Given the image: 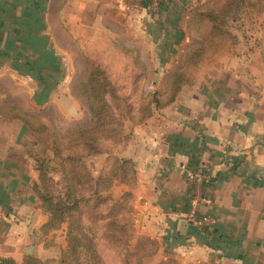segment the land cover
<instances>
[{
  "label": "crops",
  "instance_id": "0c3cea01",
  "mask_svg": "<svg viewBox=\"0 0 264 264\" xmlns=\"http://www.w3.org/2000/svg\"><path fill=\"white\" fill-rule=\"evenodd\" d=\"M50 1L47 7L43 5L42 18L48 32L50 17L57 26L59 54L69 52L64 36L83 51L86 61L98 65L106 59L99 61L92 53L138 52L137 43L147 46L150 36L154 39L160 34L159 48H163L162 15L170 0H158L157 5L153 0H58L52 10ZM13 13L16 9L0 8V41L3 34L15 36L11 45L0 43V82L10 65L20 66L32 81V66L24 68L25 59H13L18 39ZM227 57L218 62L210 59L209 74L182 89L171 117L167 108L148 127L134 126L128 133L134 136L121 149V157L137 165L139 182L131 200L136 237L146 235L159 241L156 263L171 256L180 264H264V68L260 75H247L244 85L237 68L247 66V61L229 62ZM137 59L138 64H146ZM229 65L236 69L230 70ZM16 96L0 84V108L7 99L20 105ZM197 96L198 101L191 100ZM43 104L50 105L47 100ZM19 129L27 128L0 114V255L14 264L24 263V252L34 238L37 256L53 254L52 245L45 247L40 240L48 217L32 189L38 184V173L25 153L28 146L18 144ZM202 172L211 173L212 179L200 188L196 176ZM199 189L204 200L197 203L194 190ZM192 210L197 217L212 216L214 223L198 229L187 224L180 234V217ZM65 229L63 225L43 237L52 240L58 233L64 235Z\"/></svg>",
  "mask_w": 264,
  "mask_h": 264
},
{
  "label": "rangeland",
  "instance_id": "374dc122",
  "mask_svg": "<svg viewBox=\"0 0 264 264\" xmlns=\"http://www.w3.org/2000/svg\"><path fill=\"white\" fill-rule=\"evenodd\" d=\"M2 1L4 3H0V8L17 11L12 14L13 24L18 25L17 54L15 53L13 59L17 62L25 59L21 65L24 68L32 66L33 80L26 79L28 76L20 66L10 65L7 77L0 82L1 86L8 89L12 95H17L19 106H22L24 111L35 113L49 128L52 125L61 131L62 136L67 133L66 130L76 126H89L92 123V115L87 100L84 96H77L80 91L79 78L87 68V57L83 51L76 50L65 36L64 42L69 52L67 56L59 54L58 48L55 47L59 35L57 26L52 23L50 17L46 23V26L51 27L48 32L42 18L43 5L47 7L48 0ZM57 2L58 0H51L48 8L52 10ZM162 20L165 27L162 49L159 48L161 44L158 34L154 39L150 36L147 46H144L143 41L137 43L138 52L124 49L122 52L111 51L108 56L102 53L91 54V57L99 61L106 59L102 65H97L113 83L119 96L114 100L107 97L106 100L113 116L121 124L117 138H114L112 133H99L101 152L83 160L88 172L95 179V194L89 190L86 192V198L90 199L89 206H95V211L84 209L81 218L84 216L85 225L92 229L95 251L101 264H180L171 256L156 263L155 255L161 248L159 241L146 235L136 237L131 200L134 197V188L139 182L137 165L131 159L121 157V149L134 136L133 133L129 135V131L134 126L141 125L145 128L153 124L157 118L163 117L164 114L160 117L159 114L167 108L171 117L172 105L182 89L192 87L201 82L203 75L209 74L210 67L207 62L210 59L218 62L226 55L229 62L236 58L247 61V66L237 68L243 75L244 85H247L244 79L247 75H260L264 68V0H170ZM30 28L33 29L32 38ZM45 32H48V38ZM1 38V45L7 46L12 44L15 36L3 34ZM11 52H14V49H11ZM195 55H199L201 61H194L192 67L186 68L187 59ZM137 56L146 64H138ZM229 66L230 70L236 69L235 65ZM185 68L187 77L184 79L190 77L191 81L170 100L166 91L171 79ZM199 99V96L191 98L197 101ZM46 100L50 105L43 104ZM59 106L64 111L59 109ZM145 132L147 135L151 133L148 129ZM17 140L19 145L25 148L28 146L25 153L32 160L33 168L36 166L34 158L43 159L54 168L51 170L53 172L49 173L57 183L55 188L62 187L60 161L52 154L49 136L19 129ZM29 140L31 145H27ZM33 146L35 148H32ZM29 154H32V157ZM120 158L129 163L124 167L117 166ZM35 171L37 172L36 169ZM197 192L194 190V196ZM92 212H95V215ZM87 217L94 218H90L88 223ZM63 225L66 226L65 234L58 233L52 240L43 237L51 231L46 234L42 231L41 243L43 242L45 247L52 245V256L46 257V252L37 256L35 248L38 242L34 238V254L26 255L29 259L25 264L30 261L59 264V257L67 248V224L61 226ZM55 239H58V242H55ZM167 239L170 240L169 237ZM32 242L33 240L30 241L29 247L33 246ZM85 259L87 260L83 256L81 264H86Z\"/></svg>",
  "mask_w": 264,
  "mask_h": 264
},
{
  "label": "trees",
  "instance_id": "16d2710c",
  "mask_svg": "<svg viewBox=\"0 0 264 264\" xmlns=\"http://www.w3.org/2000/svg\"><path fill=\"white\" fill-rule=\"evenodd\" d=\"M198 57L199 55H195L187 59L186 68L192 67L194 61L199 63L201 59L199 60ZM186 68L177 72L171 79L166 91L170 100L181 91L182 87L190 83V77L187 80L184 79L187 77ZM79 80L80 91L77 96L86 98L92 115V123L87 127L76 126L66 130L67 133L62 136L61 131L56 130L52 125L49 128L38 115L24 111L16 101L9 99L4 100L0 114L5 119L21 122L32 133L48 135L51 140L52 154L60 161L59 173L63 182L62 187L55 188L57 183L50 175L54 168L40 158L37 160L34 158L39 183L32 187L42 212L48 217L47 223L42 227L43 233L58 230L62 224H67V248L64 252L62 251L59 264H81L83 256L87 258L86 264H95V262L101 264L95 251L92 229L85 225L84 216L81 218L84 209L95 211V206L90 207V199L86 198L87 190L95 194V179L88 172L83 160L85 157L101 152L99 133H112L114 138L119 136L121 124L113 116L112 109L106 100L107 97L114 100L119 96L113 83L93 61H87V68ZM127 163L129 162L120 158L117 166L124 167ZM92 213L95 215V212ZM90 218L87 217L88 223ZM27 259L29 257H25L24 264ZM6 263L14 264L12 260L3 259L1 262V264ZM27 264L40 263L30 261Z\"/></svg>",
  "mask_w": 264,
  "mask_h": 264
},
{
  "label": "built area",
  "instance_id": "2783aa9c",
  "mask_svg": "<svg viewBox=\"0 0 264 264\" xmlns=\"http://www.w3.org/2000/svg\"><path fill=\"white\" fill-rule=\"evenodd\" d=\"M158 3V0H153V4L154 5H157ZM196 179H197V184H199L200 188H202V185L203 184H208L211 182V179H212V174L209 173V172H202V173H199L197 176H196ZM196 199H197V203L198 202H203V192H202V189H199L198 192H197V195H196ZM196 204V201L195 203ZM182 217H185L186 218V222L187 224L193 226V227H196V228H203V227H208V226H211L213 223H214V220L211 216H201V217H197L196 214H195V210H192L189 214L185 215V216H182ZM181 218V217H180ZM2 262V257L0 255V264Z\"/></svg>",
  "mask_w": 264,
  "mask_h": 264
},
{
  "label": "water",
  "instance_id": "95a60500",
  "mask_svg": "<svg viewBox=\"0 0 264 264\" xmlns=\"http://www.w3.org/2000/svg\"><path fill=\"white\" fill-rule=\"evenodd\" d=\"M145 208H140V212H145V210H144ZM186 225H187V222H186V218L185 217H181L180 218V224H179V233L180 234H183V229L186 227ZM33 246H31V247H29V248H27L26 250H25V254L26 255H29V256H32L33 254H34V248H35V239H33Z\"/></svg>",
  "mask_w": 264,
  "mask_h": 264
}]
</instances>
